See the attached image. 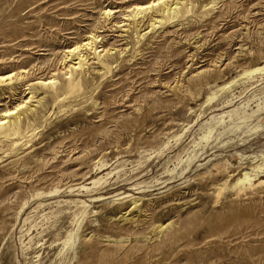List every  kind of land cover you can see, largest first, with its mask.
<instances>
[{
	"label": "rangeland",
	"instance_id": "1",
	"mask_svg": "<svg viewBox=\"0 0 264 264\" xmlns=\"http://www.w3.org/2000/svg\"><path fill=\"white\" fill-rule=\"evenodd\" d=\"M150 1L0 0V114L36 95L0 141V264H264V0L153 27ZM92 33L109 70L83 50L80 95L36 84Z\"/></svg>",
	"mask_w": 264,
	"mask_h": 264
},
{
	"label": "bare ground",
	"instance_id": "2",
	"mask_svg": "<svg viewBox=\"0 0 264 264\" xmlns=\"http://www.w3.org/2000/svg\"><path fill=\"white\" fill-rule=\"evenodd\" d=\"M191 8V3H187L186 1L179 0L171 2V0H153L144 5H136L131 17L136 19L139 14L144 11L154 9L157 13H159L160 18L152 19L150 27H153L156 22L165 23L172 19L185 16ZM110 12V9L105 10V14L107 16ZM98 39L99 38L92 33L87 36L84 41L76 44L66 51L62 61L65 68V72L63 74L67 76L63 81H60L58 77L53 74L48 79L38 80L36 84H38L41 88L46 89L47 93L51 94V96L55 99L59 97L61 98V96H63L61 99H64L72 94L80 95L84 88V79L80 74L83 73L85 68L84 66L87 62V55L82 53L83 50H86L88 54H92L97 59L99 65H101L104 69L109 70L115 61V52L109 53V50L107 49H100V46L97 45ZM102 51H104V53L101 54ZM73 56H76L75 62L71 61L72 63L68 64V58H72ZM263 71L264 62L262 64L258 63L253 68L246 70L245 73L249 75L255 72L261 73ZM21 72H25V70H22ZM16 76L18 75L15 73L0 75V85H11ZM28 93L29 96L26 99L15 105L13 108L7 109L0 114V141L9 140V145L12 147L17 145L19 141L17 138L22 137L30 131L29 125L24 127L21 120L22 111H25L26 109H33L29 106V103L34 101L36 95L32 91H28ZM37 103H40V99L37 100ZM245 180H250L247 174L240 178L238 182L241 181L244 183Z\"/></svg>",
	"mask_w": 264,
	"mask_h": 264
}]
</instances>
